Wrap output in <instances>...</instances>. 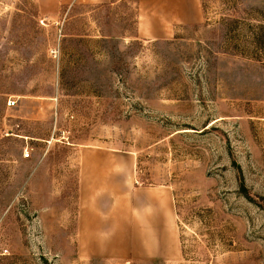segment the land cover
<instances>
[{
	"label": "rangeland",
	"instance_id": "rangeland-1",
	"mask_svg": "<svg viewBox=\"0 0 264 264\" xmlns=\"http://www.w3.org/2000/svg\"><path fill=\"white\" fill-rule=\"evenodd\" d=\"M78 1L0 0V264H264V0Z\"/></svg>",
	"mask_w": 264,
	"mask_h": 264
},
{
	"label": "crops",
	"instance_id": "crops-1",
	"mask_svg": "<svg viewBox=\"0 0 264 264\" xmlns=\"http://www.w3.org/2000/svg\"><path fill=\"white\" fill-rule=\"evenodd\" d=\"M56 0V3H54L53 5H51L50 7H52L53 11L52 13H56L58 11V8L60 6H65V7H69L70 5H72L73 3L77 2V0ZM83 0H79L78 2H82ZM146 222V219H144Z\"/></svg>",
	"mask_w": 264,
	"mask_h": 264
},
{
	"label": "built area",
	"instance_id": "built-area-1",
	"mask_svg": "<svg viewBox=\"0 0 264 264\" xmlns=\"http://www.w3.org/2000/svg\"><path fill=\"white\" fill-rule=\"evenodd\" d=\"M7 106H13L14 105V102L13 101H10V102H7L6 103ZM28 154L26 152L23 153V157H27Z\"/></svg>",
	"mask_w": 264,
	"mask_h": 264
}]
</instances>
